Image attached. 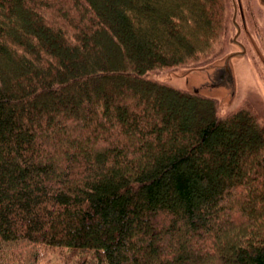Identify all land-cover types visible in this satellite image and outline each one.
<instances>
[{
	"label": "trees",
	"instance_id": "trees-1",
	"mask_svg": "<svg viewBox=\"0 0 264 264\" xmlns=\"http://www.w3.org/2000/svg\"><path fill=\"white\" fill-rule=\"evenodd\" d=\"M229 11L0 0L3 241L75 264H264V118L154 78L220 56Z\"/></svg>",
	"mask_w": 264,
	"mask_h": 264
},
{
	"label": "rangeland",
	"instance_id": "rangeland-1",
	"mask_svg": "<svg viewBox=\"0 0 264 264\" xmlns=\"http://www.w3.org/2000/svg\"><path fill=\"white\" fill-rule=\"evenodd\" d=\"M245 3L247 2L245 1ZM229 4L230 3H228V6ZM251 6V10L256 17H262V15H264V7H260L253 0L251 1ZM229 10L230 14L232 15V9L230 6ZM248 12L250 13V7L248 8ZM245 14L246 16L248 15L246 8ZM231 15H229V18ZM237 20H239L238 17ZM257 25L260 27L262 32H264L262 22H258ZM234 32L235 29L231 25L230 21L226 36V43L224 45V52L217 58L222 57L224 54L231 51V49H234L229 43V39L234 34ZM250 54L251 52H248L245 57L233 59L237 93L232 105H224L222 109L218 107L222 114H227L234 111L237 106H240L242 103H244L243 100L249 98L248 101L252 103V105L259 113H261L262 117L264 118V67L262 66L264 61H262L258 56L255 58ZM213 60H210L207 63H210ZM163 77H166V72L157 73L154 75V78L157 80H163ZM168 83L180 89L185 87L184 80L178 77H172ZM214 100L217 102V105H219L218 98H214ZM237 221L239 222L240 218L237 219ZM151 235H153V233H151ZM147 237L148 236L145 235L142 237V240L145 241ZM199 251L202 254L210 253L212 259L216 258V254L212 250V243L209 241L202 242V247L199 249ZM145 252L146 251H142L138 254L143 256ZM121 254L125 257H128V253L126 251H121ZM70 255L71 254L66 252L65 249L48 248L46 246L21 239L3 241L0 238V264H75V256L70 257ZM128 264L132 263L128 260Z\"/></svg>",
	"mask_w": 264,
	"mask_h": 264
},
{
	"label": "water",
	"instance_id": "water-1",
	"mask_svg": "<svg viewBox=\"0 0 264 264\" xmlns=\"http://www.w3.org/2000/svg\"><path fill=\"white\" fill-rule=\"evenodd\" d=\"M229 6L232 9L230 16L231 25L235 29L234 34L229 39V43L234 49L224 54L222 57L196 67L178 68L166 72V77L162 81L168 85L172 77L184 80L183 88L189 93L204 96L211 99L218 98V107L222 109L224 105H232L236 96V76L233 59L245 57L246 48L239 41L241 30L247 36L248 33L242 0H230ZM241 16V24L237 21V13ZM175 87L173 85H170ZM177 88V87H175ZM180 89V88H177Z\"/></svg>",
	"mask_w": 264,
	"mask_h": 264
},
{
	"label": "flooded vegetation",
	"instance_id": "flooded-vegetation-1",
	"mask_svg": "<svg viewBox=\"0 0 264 264\" xmlns=\"http://www.w3.org/2000/svg\"><path fill=\"white\" fill-rule=\"evenodd\" d=\"M247 2V9L250 7V13H249V16H248V20H249V24L251 25L252 27V30H253V34L255 39L258 40V42L261 44L262 46V49L264 51V32H262V30L260 29V27L257 25L258 22H262L263 24V28H264V15H262V17H256L251 8V1L252 0H245ZM254 2L257 3V5H259L260 7H264V0H253ZM239 19H240V14L239 12L237 13Z\"/></svg>",
	"mask_w": 264,
	"mask_h": 264
}]
</instances>
